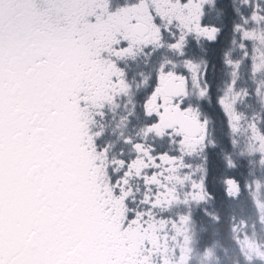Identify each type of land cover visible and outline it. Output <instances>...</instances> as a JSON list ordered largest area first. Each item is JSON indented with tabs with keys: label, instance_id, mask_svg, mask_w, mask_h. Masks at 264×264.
<instances>
[{
	"label": "snow or ice",
	"instance_id": "1",
	"mask_svg": "<svg viewBox=\"0 0 264 264\" xmlns=\"http://www.w3.org/2000/svg\"><path fill=\"white\" fill-rule=\"evenodd\" d=\"M94 10V0H0V264H110L111 209L106 206L135 204L130 183L133 178L143 181L145 194L139 201L143 209L130 210L128 227L147 219L146 213L168 192L158 179L164 172L155 170L173 164L176 157L153 156L155 149L129 137L123 142L131 145L136 159L109 160L108 147L97 145L103 132H92L82 118L83 101L75 79L80 58L76 23ZM251 20L264 21V15L254 12ZM196 31L213 42L219 29L197 24ZM160 39L157 35L144 40V48L162 47ZM173 39L169 49L183 55L186 37L176 40L174 33ZM125 54L134 55L130 47L115 49L116 56ZM168 64L173 62L159 66L155 86L143 103L144 115L152 121L145 137L154 134L162 139L167 134L171 140L168 115L182 110L183 101L170 99L167 90L178 82L173 96L186 95L187 77L167 70ZM185 70L195 77L197 66L185 61ZM125 76L118 70L110 84L126 95V81L121 78ZM179 143L184 145L185 138ZM101 174H108L103 185ZM153 185L164 191L153 192Z\"/></svg>",
	"mask_w": 264,
	"mask_h": 264
},
{
	"label": "flooded vegetation",
	"instance_id": "2",
	"mask_svg": "<svg viewBox=\"0 0 264 264\" xmlns=\"http://www.w3.org/2000/svg\"><path fill=\"white\" fill-rule=\"evenodd\" d=\"M149 1L94 0L95 10L82 18L85 20V24L90 27H79L77 26L79 20L77 21V47L80 51V58L75 79L79 87L77 94L83 101L82 118L87 122L92 132H103V135L97 140V145L99 148L108 147L109 160L136 159L137 154L131 145L123 142L125 138L130 137L134 143H144L149 150L155 149L152 152L153 156L167 153L169 157H176L175 162L171 165H177L182 169L188 177V181L191 182L194 179L192 172L194 153L206 147L211 136L212 146L205 150L206 161H208L210 150L222 143V123L220 122V128L219 125H215L213 115L217 109V100L220 102L222 92L219 91V85L223 83V80L221 77L215 78L209 74L211 68L221 73L222 67L220 60L219 65L210 62L208 48L211 45L215 47L219 45V52L222 53L221 47L227 28L231 30L232 34H236L238 29L236 26L240 24L234 22L236 13L229 8L230 0H191L190 3L189 0H156L159 10L155 15V23L160 29L157 35L159 37L173 36L175 33L176 40H179L181 35L186 37L185 46L182 49L184 54H177L174 50L176 55L172 62L175 67L173 64H168L167 70L187 77V90L186 95L173 96L179 90L176 87L178 82L170 84L167 90L170 99L183 101L180 112H170L168 115V122L172 124V129H170L173 131L172 139L170 140L167 134L162 139L154 134L145 137V128L152 121L145 117L143 103L155 86V75L159 66L166 63V61L158 59L147 60V57L151 58L152 55H145L146 52H152L154 49L157 54H160L164 47L162 39L159 41L163 45L162 47L152 44L150 48L145 49L143 45V41L148 40L154 30V27L143 21L146 14L144 6ZM233 2L235 1L233 0ZM226 13L232 15L228 23L226 22ZM166 15H171L173 20L169 28L161 27L165 26L163 20ZM182 19H185V22L181 21ZM197 24L209 29L213 27L219 29L216 33V40L210 42L203 36L197 40ZM118 47H130L134 55L116 56L115 49ZM185 61H191L193 65L197 66L195 77L193 73L185 70ZM120 69L126 73L125 77H121L126 81L128 88L126 95L120 93L118 89L113 90L110 84L113 75ZM149 77L151 79H148ZM142 80L148 82L142 83ZM202 89L206 91V95L203 97L200 95ZM111 96H114L115 99L110 100ZM188 109L190 111H185ZM101 111L104 113L102 117L99 115ZM176 118L192 125L191 128L185 127L187 134H183L175 125ZM176 131H179L180 135H176ZM181 138H185L184 145L179 143ZM168 166L162 165L161 169L155 170L164 172L163 177H158V179L163 180L167 188L170 187L165 171ZM110 172L111 169H109ZM146 172L150 174L149 170ZM107 178L108 174H101L98 177L102 185L106 183ZM130 187L136 200L135 204L129 203L128 208L106 206L111 209L107 223V240L109 245L120 243L119 240H114V229L122 228L126 232L128 228H140L138 244L146 247L140 252L145 258L147 242L141 235L148 228L153 229L155 237L161 232L162 213L166 212L170 216L176 211L175 197L171 194L170 202L163 205L160 196L159 204L151 212L146 213L147 219L125 227L126 217L130 210L132 208L143 209V205L139 201L145 194L144 184L141 180L133 178ZM152 187L153 192H162L163 190L159 185ZM189 212H191L190 207ZM205 212L206 216L204 214L203 217L207 221H212L211 215L214 211L206 209ZM190 216L193 221V216L191 214ZM214 220H216L215 222L221 221L219 214L218 218H214ZM124 232L121 239L129 240ZM154 254L156 256L160 254L159 241H157Z\"/></svg>",
	"mask_w": 264,
	"mask_h": 264
},
{
	"label": "rangeland",
	"instance_id": "3",
	"mask_svg": "<svg viewBox=\"0 0 264 264\" xmlns=\"http://www.w3.org/2000/svg\"><path fill=\"white\" fill-rule=\"evenodd\" d=\"M230 1L236 13L234 22L241 24V27L237 29L236 34H232L227 28L221 47L226 50L219 52L221 67L222 65L227 67L229 73V80L219 87V91L222 92L220 100L223 99L224 104L221 105L217 100V109L219 108L224 117L230 144L229 152L224 153L223 158L229 171L237 169L236 162L240 159L247 163V180L244 188L257 217V224L249 231L241 230L235 225L233 238L241 259V263L235 264H264V21L251 20L254 12L264 15V0ZM144 8L146 14L143 21L154 27L148 38L151 41L157 36L155 15L159 7L156 0H150ZM245 19L248 20L247 24L244 23ZM169 21L173 22L172 17L166 15L163 20L165 26L161 27H171ZM181 21L185 22V19ZM77 26L90 27L83 19L79 20ZM245 32L248 33L247 37ZM196 36L197 40L201 38L197 33ZM162 42L164 43L162 52L157 54L154 49L152 57H147V60L158 59L166 62L175 60L176 53L168 47L175 42L173 36L163 35ZM213 118L216 125L215 114ZM212 143L210 136L206 147L194 153L192 157L194 179L191 182L177 165L168 166L166 175L170 187L167 188V194L161 196L162 204H168L173 194L176 211L170 216L166 212L162 213L161 232L156 237L152 228H148L141 235L147 242L145 258L140 252L146 247L138 244L140 228H128L126 232L118 228L113 230L114 240H119L120 243H112L108 248L110 264H220L216 245L210 249L206 246L204 249L199 243L201 226L196 223V218L202 219L204 214L206 216V209H213L211 196L205 189V178L208 173L205 150L210 148ZM216 148L217 146L210 152ZM226 157L232 164L229 168L225 161ZM193 184L197 185L195 189ZM123 232L129 240L121 239ZM157 241L160 254L156 256L154 250Z\"/></svg>",
	"mask_w": 264,
	"mask_h": 264
},
{
	"label": "trees",
	"instance_id": "4",
	"mask_svg": "<svg viewBox=\"0 0 264 264\" xmlns=\"http://www.w3.org/2000/svg\"><path fill=\"white\" fill-rule=\"evenodd\" d=\"M229 8L235 11L230 2ZM231 17L232 15L226 13L227 23ZM208 50L210 62L219 65V60H221L219 57V45L216 47L211 45ZM209 74L211 77H221L223 82L229 80L227 67L223 65L221 73L211 68ZM215 116V122L219 125V128L222 123V143L218 144L217 148L212 150L208 155V173L205 180V189L211 196L212 211L214 213L212 215L209 213L213 220L207 221L204 217L202 219L199 217L196 218V223L201 226L199 228V243L202 244L201 246L204 249L206 246L210 249L216 245L219 263L235 264L236 262L241 263L240 255L233 238L235 225H238L241 230L248 229L249 231V229H253L255 224H257V217L252 201L244 188L247 180V163L240 159L236 162L237 169L235 171H229L227 169L223 156L224 153L229 152L230 144L226 135L224 117L219 108L216 109ZM228 179H234L239 184L241 193L237 199L235 197H228L226 193L225 183ZM218 214L221 221L215 222L216 220L214 218L217 219ZM214 223L216 224L214 225Z\"/></svg>",
	"mask_w": 264,
	"mask_h": 264
},
{
	"label": "water",
	"instance_id": "5",
	"mask_svg": "<svg viewBox=\"0 0 264 264\" xmlns=\"http://www.w3.org/2000/svg\"><path fill=\"white\" fill-rule=\"evenodd\" d=\"M178 121H180V120L178 119L177 122ZM177 122L175 123V125L181 127ZM182 130L185 133V130L184 129H182ZM185 134H187V133H185ZM227 191L228 192H233V193L237 194L238 193V187H237V185L233 181H231V183H229V185H228V190Z\"/></svg>",
	"mask_w": 264,
	"mask_h": 264
}]
</instances>
